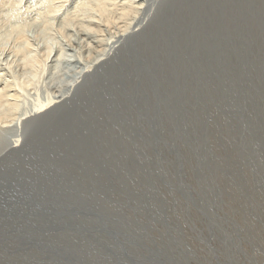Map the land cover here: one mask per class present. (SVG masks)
Returning <instances> with one entry per match:
<instances>
[{
	"label": "rangeland",
	"instance_id": "obj_1",
	"mask_svg": "<svg viewBox=\"0 0 264 264\" xmlns=\"http://www.w3.org/2000/svg\"><path fill=\"white\" fill-rule=\"evenodd\" d=\"M165 1L33 158L0 163V264H264V0ZM83 2L0 0L18 116L100 49ZM22 35L52 58L25 63Z\"/></svg>",
	"mask_w": 264,
	"mask_h": 264
},
{
	"label": "bare ground",
	"instance_id": "obj_2",
	"mask_svg": "<svg viewBox=\"0 0 264 264\" xmlns=\"http://www.w3.org/2000/svg\"><path fill=\"white\" fill-rule=\"evenodd\" d=\"M64 1L65 0H47L48 5L52 7L56 6V4H58L59 2L64 3ZM83 1L84 2L82 3L81 7H87L89 10L92 11L93 17L108 24L110 28L108 33L105 34L104 37L102 36L104 39L102 41L100 40V42L102 43L100 49L94 54H89L90 56L83 63H81L78 67H75L76 71L73 72L72 77L67 80V84L64 83V89L61 86V89L47 93L46 96L43 97V99L41 100V103H39L36 108L24 115L18 116L16 112L18 113L17 108L19 93L16 92V86L12 82H10L9 80L2 79L6 78L7 75L5 76V73L3 74L0 68V128L3 129L8 127V125L10 126V124H15V134L17 133V137L14 138L15 140H11L12 142L9 143L7 147H0V157L8 153H13L14 150L12 149H15L20 152L25 144V135L34 136V134L42 133L40 131V128L39 130L37 129L38 126H42L43 129L50 128V126L54 122L58 121L72 108L77 98L79 99L81 97V92L85 88H91L93 85H97L104 76H107L109 72H114L113 67H115L117 64H119L125 59L129 50H132L133 46H136L138 48V36L145 29V26L149 21L148 18H151L152 15H149L150 9H152L159 2V0ZM166 1L163 4H165ZM100 21L98 22L101 25L102 22ZM94 27L93 29L95 30L96 27ZM100 32L102 33V29ZM35 34H37V32ZM92 34L95 33L93 32ZM24 35H22L23 44L25 49L29 52V56L24 57L25 63H41L42 59L43 61H45L46 59H49L51 55H53L54 50L51 48V45L46 44L45 50L39 53L32 48V46H35L34 44H32L33 42H30V38L27 36L29 38L28 39ZM64 37L66 38V35ZM56 52H58L56 53L58 55L55 59L57 60L56 62H58L59 59L63 57V52L62 50H56ZM146 53H148V51ZM17 87V89H19V86ZM96 94L97 93H95V95ZM3 108L4 110L2 111ZM36 120H39V122H35ZM44 122L46 124H44ZM29 156L31 155H28V157ZM30 161L31 160L29 158V162ZM2 164L5 163H1V165ZM3 197L7 198L10 196L8 193H6L5 190H0V201Z\"/></svg>",
	"mask_w": 264,
	"mask_h": 264
},
{
	"label": "water",
	"instance_id": "obj_3",
	"mask_svg": "<svg viewBox=\"0 0 264 264\" xmlns=\"http://www.w3.org/2000/svg\"><path fill=\"white\" fill-rule=\"evenodd\" d=\"M39 120H40V119H39ZM39 120H38V121L36 120L35 122H39ZM44 124H46V123L44 122ZM39 128H40V129H43L42 126H38V127H37V129H39ZM31 137H32L31 135H29V136H28V135H25V144H24L23 148H22L21 151H20L21 153H20L19 151L15 150V149H12V150H14L13 153H8V154H6V155L0 157V163H2V162H6V161H4V160L9 159V158H7V157H10V158H11V157L14 156L16 153H17V154L19 153V154H18L19 156H20V155H26V154H27V155H31L30 157L33 158L34 155H35V152H34L33 149H31V148L28 147V142H29V139H30ZM17 154H16V155H17ZM16 155H15V156H16ZM18 155H17V156H18ZM26 158H27V157H26ZM23 183H25L24 180H23L22 184H23ZM0 190H5V191L7 192V189H4V188H2V189H0ZM8 198H12V197H11V196H10V197H7V198L3 197L1 201L4 202V200H5V199H8Z\"/></svg>",
	"mask_w": 264,
	"mask_h": 264
}]
</instances>
